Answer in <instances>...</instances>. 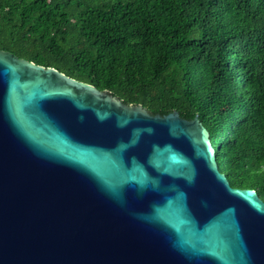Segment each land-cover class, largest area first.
Returning a JSON list of instances; mask_svg holds the SVG:
<instances>
[{"label":"water","instance_id":"95a60500","mask_svg":"<svg viewBox=\"0 0 264 264\" xmlns=\"http://www.w3.org/2000/svg\"><path fill=\"white\" fill-rule=\"evenodd\" d=\"M0 264H264V202L197 116L0 51Z\"/></svg>","mask_w":264,"mask_h":264},{"label":"trees","instance_id":"16d2710c","mask_svg":"<svg viewBox=\"0 0 264 264\" xmlns=\"http://www.w3.org/2000/svg\"><path fill=\"white\" fill-rule=\"evenodd\" d=\"M0 51L197 116L220 172L264 202V0H0Z\"/></svg>","mask_w":264,"mask_h":264},{"label":"rangeland","instance_id":"374dc122","mask_svg":"<svg viewBox=\"0 0 264 264\" xmlns=\"http://www.w3.org/2000/svg\"><path fill=\"white\" fill-rule=\"evenodd\" d=\"M214 147H217L216 145Z\"/></svg>","mask_w":264,"mask_h":264},{"label":"bare ground","instance_id":"6f19581e","mask_svg":"<svg viewBox=\"0 0 264 264\" xmlns=\"http://www.w3.org/2000/svg\"><path fill=\"white\" fill-rule=\"evenodd\" d=\"M215 154V153H214Z\"/></svg>","mask_w":264,"mask_h":264}]
</instances>
